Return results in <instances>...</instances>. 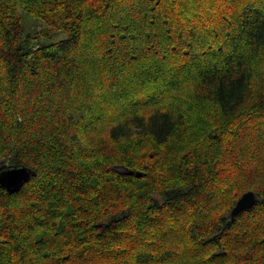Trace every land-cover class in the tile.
Returning <instances> with one entry per match:
<instances>
[{"label":"trees","instance_id":"trees-1","mask_svg":"<svg viewBox=\"0 0 264 264\" xmlns=\"http://www.w3.org/2000/svg\"><path fill=\"white\" fill-rule=\"evenodd\" d=\"M11 166L0 264H264V0H0Z\"/></svg>","mask_w":264,"mask_h":264},{"label":"water","instance_id":"water-1","mask_svg":"<svg viewBox=\"0 0 264 264\" xmlns=\"http://www.w3.org/2000/svg\"><path fill=\"white\" fill-rule=\"evenodd\" d=\"M124 173L132 174L131 170H123ZM33 173L24 166L0 167V187L7 190L9 194L17 191L26 181L29 180ZM140 176L139 172L135 173ZM257 201V195L253 191L243 193L235 205L232 207L229 216L230 220L244 209L251 208Z\"/></svg>","mask_w":264,"mask_h":264},{"label":"rangeland","instance_id":"rangeland-1","mask_svg":"<svg viewBox=\"0 0 264 264\" xmlns=\"http://www.w3.org/2000/svg\"><path fill=\"white\" fill-rule=\"evenodd\" d=\"M25 25L29 29H32V27H33V25L32 24H29V22H25ZM63 37H64V34L56 35V36L53 37L52 40L56 41V40L61 39Z\"/></svg>","mask_w":264,"mask_h":264}]
</instances>
